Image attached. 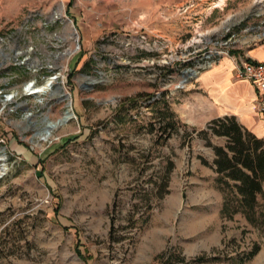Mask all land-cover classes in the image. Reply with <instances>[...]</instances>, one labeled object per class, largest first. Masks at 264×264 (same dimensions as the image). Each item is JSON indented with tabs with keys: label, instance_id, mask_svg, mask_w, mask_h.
<instances>
[{
	"label": "rangeland",
	"instance_id": "374dc122",
	"mask_svg": "<svg viewBox=\"0 0 264 264\" xmlns=\"http://www.w3.org/2000/svg\"><path fill=\"white\" fill-rule=\"evenodd\" d=\"M263 41L264 0H0V264H264V183L232 214L188 111Z\"/></svg>",
	"mask_w": 264,
	"mask_h": 264
},
{
	"label": "trees",
	"instance_id": "16d2710c",
	"mask_svg": "<svg viewBox=\"0 0 264 264\" xmlns=\"http://www.w3.org/2000/svg\"><path fill=\"white\" fill-rule=\"evenodd\" d=\"M162 119L165 124L161 131H167L168 139L177 130L179 121L173 112L165 104ZM182 127H185L183 124ZM195 132L194 130H192ZM197 136H217L225 142L224 146L210 147L214 159L212 161L213 171L217 175L221 189L226 188L232 193L235 208L232 214L241 213L248 218L253 210L254 201L262 194L261 187L264 183V139H256L251 133L238 125L235 118L231 116L213 119L208 122L204 129L196 132ZM221 214L228 212L227 201L224 199ZM253 247L248 258L257 253ZM170 257L165 253L159 254L155 259L160 264H169ZM183 261V258L180 259Z\"/></svg>",
	"mask_w": 264,
	"mask_h": 264
},
{
	"label": "crops",
	"instance_id": "0c3cea01",
	"mask_svg": "<svg viewBox=\"0 0 264 264\" xmlns=\"http://www.w3.org/2000/svg\"><path fill=\"white\" fill-rule=\"evenodd\" d=\"M244 60L264 63V41L255 49L242 53ZM194 108L188 111L199 117L201 124L231 116L239 126L256 135H263L264 119L254 113L255 90L245 80H237L234 63L221 58L211 69L198 74Z\"/></svg>",
	"mask_w": 264,
	"mask_h": 264
},
{
	"label": "built area",
	"instance_id": "2783aa9c",
	"mask_svg": "<svg viewBox=\"0 0 264 264\" xmlns=\"http://www.w3.org/2000/svg\"><path fill=\"white\" fill-rule=\"evenodd\" d=\"M225 56L221 52L213 53L212 62L216 63L215 57ZM234 74L237 80L247 81L255 90V105L253 107L254 113L264 119V63L247 61L243 58L233 59ZM207 64V63H206ZM208 67L209 63L207 64Z\"/></svg>",
	"mask_w": 264,
	"mask_h": 264
},
{
	"label": "bare ground",
	"instance_id": "6f19581e",
	"mask_svg": "<svg viewBox=\"0 0 264 264\" xmlns=\"http://www.w3.org/2000/svg\"><path fill=\"white\" fill-rule=\"evenodd\" d=\"M190 77L192 78V77H194V75L191 74ZM185 81H186V79H185ZM182 82H183V80L180 83H182ZM50 84H51V82H48L42 88L35 87V86H33V84H31V85L27 86V92H30L31 91L32 93H39V92L45 90L46 88H49V85ZM72 118H73V115L71 113L65 112L64 116L61 118V120L59 121V123H57V124L56 123H54V124L53 123L52 124L50 123L49 126L51 128H55V127H57V125H61V123H66V122H68Z\"/></svg>",
	"mask_w": 264,
	"mask_h": 264
}]
</instances>
